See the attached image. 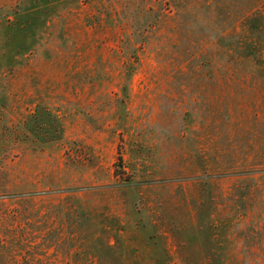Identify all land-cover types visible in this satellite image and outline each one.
I'll list each match as a JSON object with an SVG mask.
<instances>
[{
	"label": "rangeland",
	"instance_id": "obj_1",
	"mask_svg": "<svg viewBox=\"0 0 264 264\" xmlns=\"http://www.w3.org/2000/svg\"><path fill=\"white\" fill-rule=\"evenodd\" d=\"M170 1L0 0V264H264V0Z\"/></svg>",
	"mask_w": 264,
	"mask_h": 264
},
{
	"label": "trees",
	"instance_id": "obj_2",
	"mask_svg": "<svg viewBox=\"0 0 264 264\" xmlns=\"http://www.w3.org/2000/svg\"><path fill=\"white\" fill-rule=\"evenodd\" d=\"M151 1L152 0H147V2ZM159 2V6H161V10L163 11V17L170 19V17L167 15V9H171V1L159 0ZM147 9L150 10L148 7ZM246 16L247 18L244 19ZM241 18L246 20L245 24L240 25V27H243V33L246 34L237 35L235 32L236 28H233V33H231L229 36L219 38L218 41L224 50L222 51L223 56H221L222 61H215L216 67L226 66V68L233 69V71L234 69H238L240 67H250L254 69L252 72H260L264 69V44L261 37L257 35V33L260 31L261 25L258 24L257 21L259 18V10L255 7L252 10L242 12ZM225 41L227 42L225 43ZM134 63H136V61Z\"/></svg>",
	"mask_w": 264,
	"mask_h": 264
}]
</instances>
